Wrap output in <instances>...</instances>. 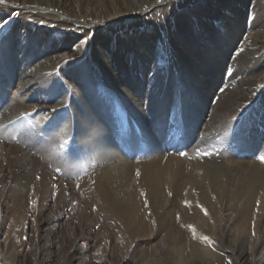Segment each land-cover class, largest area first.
<instances>
[{
  "label": "rangeland",
  "instance_id": "obj_1",
  "mask_svg": "<svg viewBox=\"0 0 264 264\" xmlns=\"http://www.w3.org/2000/svg\"><path fill=\"white\" fill-rule=\"evenodd\" d=\"M157 1L48 0L49 5L44 6L27 0L0 3V116L22 97L34 108L21 114L5 130L6 139H0V144L11 145L10 137L15 138L17 145H21L20 139H26L32 146L24 145L25 150L35 155L33 144L46 143L52 135L56 136L58 131L54 128L58 124L70 129L68 137L60 142L58 163H46L56 178L57 191L48 201L40 205L36 200L24 198L27 209L22 217L12 197L19 190V182L15 184L11 178L4 184L0 181V264H143L147 259L148 263L171 264L170 250L178 251L172 258L176 264H240L238 242L245 236L252 241L247 246L249 251L257 253L251 261L259 263L264 259V224L257 222L261 214L257 207L252 210L253 219L245 222L244 228L248 230L238 228L240 210L225 216L223 222L227 218L232 223L224 236L218 231L222 218L191 232L178 214L175 223L183 231L169 235L171 240L167 241L168 235L153 225L148 211L145 218L151 229L145 235L130 236L114 220L105 221L106 215L92 206L82 191L94 172L89 169L99 167L92 154L94 144L86 137L89 133L84 137L78 134L84 119L77 124L75 121V108L86 109L84 99L91 100L92 110L97 112L104 107L101 104L108 105L103 110L111 113L108 118L116 126L110 132L112 137L129 133L118 144V152L126 160L176 156L191 164L217 165L224 169L219 174L221 184L225 183L224 172L233 165V160L258 159L264 164L263 38L258 37L262 49L256 61L247 66V76L232 64L238 58L242 39L244 42L250 31L256 33L264 26V0L154 3ZM260 1L261 6L255 10ZM34 35L44 40L35 41ZM32 46L35 51H31ZM4 56L9 57L8 63L3 61ZM104 57L108 59V72L101 64L106 63ZM45 60L47 64H42ZM247 70L263 72L255 87L256 96L242 102L239 111H243L234 123L207 130L206 125L224 105L229 92L240 88L242 81L251 76ZM114 75L118 87L111 81ZM26 79L34 81L22 88L19 83ZM122 89L141 98L148 91L152 103L161 95L156 110L164 106L167 111L163 129H158L164 138L159 146L153 145L152 136L142 134L140 124L122 97ZM50 94L52 100L46 98ZM58 95L63 96L64 102L55 107ZM145 117L148 121L152 119L153 134L157 130L154 118ZM251 121L257 122L261 137L239 142ZM86 127L90 131L97 129L93 124ZM170 127L175 128L170 130L174 133H166ZM133 132L138 136L133 137ZM36 178L39 181L41 177ZM60 185L65 189V197L59 201ZM33 188L27 187L25 195L32 193ZM224 201L228 203L226 197L221 202L200 201L199 207L209 216L221 214ZM169 207L174 208L172 204ZM75 213L90 215L94 222L82 224L81 228L73 219ZM70 221L79 229L75 237L68 227ZM101 226L110 230L105 237L99 235ZM69 241L78 250L67 261L64 250ZM257 244L261 245L259 250ZM10 252L17 255L16 263L7 259Z\"/></svg>",
  "mask_w": 264,
  "mask_h": 264
},
{
  "label": "bare ground",
  "instance_id": "obj_2",
  "mask_svg": "<svg viewBox=\"0 0 264 264\" xmlns=\"http://www.w3.org/2000/svg\"><path fill=\"white\" fill-rule=\"evenodd\" d=\"M27 1L33 4H42L43 6L49 5L48 0ZM162 1L164 2V0ZM198 1L201 0H192L190 3H196ZM154 3L160 4L162 2L159 0ZM260 6L261 1L259 5H255L254 9L257 10ZM186 20L188 21V19ZM206 23H208V21ZM38 30L39 29L37 28L36 31ZM32 37L35 41L44 40L39 38L40 35H34ZM258 37L261 39L263 38L264 40V26H261L260 30L256 33H252L250 31L248 33L247 40L244 42L242 39L240 50L238 52V58H236L232 63L233 65L238 66V72L243 71L246 76L247 72L245 71L247 66H250L256 61L255 59L260 55V50L262 49L261 42H259ZM45 38H48L47 34ZM31 48V51H35V47L32 46ZM35 58L38 59L36 54ZM102 60H105L106 63L102 62L101 64L108 72V59L104 57ZM3 61L8 63L9 57L4 56ZM46 62L48 61L45 60L42 62V64H47ZM119 63L121 64L120 67L124 70V65L120 62V59ZM47 67L49 68V66ZM41 68L42 67L39 69L41 70ZM252 68L256 70L257 67L254 66ZM247 71L251 76H248L242 81L240 88L229 92L228 97L225 99L224 105L213 114V119L210 123L208 122L209 124L206 125L207 130H217L218 126L222 128V126L225 124L234 123L235 119L243 111H239L243 106L242 102L249 101L251 98L256 96L255 87L258 84L257 82L262 78L263 72L255 73V71L252 70ZM111 76L112 74L110 75V79ZM33 81L34 80L32 79H26L21 81L19 85L22 88H25L33 83ZM111 81L114 83V85L116 83L115 86H117V84L119 85L116 75H114V78H112ZM122 90V97L136 117L137 122L140 124V127L143 130L142 134L152 136L153 145L159 146V143L163 142L164 138L161 137L162 134H159L158 129L160 131L163 129L162 121L167 111V108L164 106L161 107V110H156L157 102L162 100L161 95L159 94L158 99L152 103L148 99V96L150 95L151 97L152 94H149L148 91H146V94L144 93L145 97L141 98L133 92H124L125 90ZM136 91L140 90L136 89ZM52 96L53 95L50 94L46 98L48 100H52ZM56 98L58 105L55 107L63 105V96L58 95ZM23 100L24 98L22 97L15 105L6 108L1 114L0 139H6L4 137L5 130L9 129L8 127H10L21 114L28 113L34 109L31 107L32 105H30V103ZM84 101L87 105L85 111H81L78 109V107L75 108L76 124L77 122L80 123L82 118L84 119V125L79 127L80 132H77L80 136H85L89 133L86 135V137L90 139V143L94 144L93 146L95 150L92 154L94 159H96V162L99 163V167H92L89 169V172L94 171L93 175L95 176L89 175L90 180L85 182L87 187L82 191H85L84 193L89 197L91 205L97 207L100 212L106 215L105 221L109 219L114 220L117 226L129 232L130 236H141L145 235L151 229V226L149 227V223H147L145 218V216H147L145 213L148 211L150 213L151 219H154L153 225L155 227L158 226L161 232L168 235L166 238L167 241L171 240L169 235L183 231V228L175 223L176 215L178 214H181L183 223L187 225L186 230H190L191 232L196 231L195 228L200 226L206 227L213 219H219L220 221V218H222V222L218 227V231L223 236L230 230L232 223L229 219L227 220V218L226 221L223 222L224 217L231 216L235 210H240L239 214H237L239 229H243L245 227V222L249 223V221L253 219L254 215L252 214V210L254 211L255 207H257L261 212L257 222H259L260 225L264 224L263 162L258 161V159H254L255 161L233 160V165L229 168H226L224 172L225 176L223 173V176L225 177L224 180L226 181L224 184H221L219 181V178H221L219 174L222 175L221 171L224 169L217 165L216 167H211L208 165H199L196 162L191 164L176 156H161L155 158L137 157L132 161L126 160L124 156L119 154L118 144L119 141L124 140V136L128 135L129 133H126V135L123 133L122 135H118V137L114 135L112 137L110 132L113 128V130H115L116 126L110 122V119L112 120V118H108L111 117V113L108 114L109 112H105L103 110L107 108L108 105L104 103L101 104L104 107L102 109L100 108L97 112L92 110L93 104L91 100L84 99ZM159 104L161 105L162 102ZM152 105L154 106V109L151 108ZM148 115L151 116V118H154L155 122L153 126L157 128L156 131L154 130V133L152 132L153 134H151V130L153 129L151 123L152 119L148 121V119L145 117ZM104 116H107V118H103ZM92 124L97 129L93 128V131L86 130V126ZM58 125L54 128L58 131L56 136L52 135L50 140H47L48 142L46 143L43 141L37 146L35 143L33 144L35 155H31L25 150L24 145L32 146L31 142L26 139L22 140L19 138L21 145H17L14 140L15 138L10 137L11 145L6 146L0 144V181H2L4 184L5 180L11 178L14 183L19 182V190L16 191L15 195L12 197L14 201H17L16 210L22 217L25 215V211L27 209L24 198L28 197V199L31 201L36 200L37 203H40L41 205L42 203L48 201L52 195L57 193V191L54 189L56 178L53 176L52 172L49 171L46 163H58V160H60L58 157V151L62 146L60 142L61 140L66 139L68 137L67 134L70 132V129H67L65 126ZM259 128L257 127L256 121H251L246 127V130H243V134L241 135L242 137H239V142L246 143L252 138H260L261 132L259 131ZM170 130H175V128L170 127L166 133L175 132H171ZM132 134L134 135L133 137L138 136V134L134 132ZM229 136L232 137V135ZM225 137L227 138V136ZM131 138L132 137H130V139ZM190 138H192V135ZM132 146L135 151V145ZM198 148L200 147L198 146ZM155 152H158V150ZM5 163L6 166H4ZM37 176L41 177L39 181H37ZM31 185L34 186L32 193L25 195V189ZM57 196L59 201L65 197V189L63 187L60 188ZM223 197H226L228 203H233V205L228 206V203H225L224 201V205L222 207L223 213H214L211 216H206L203 214L202 208L199 207L200 201L211 202L213 199H215L221 202ZM171 204L174 207L173 209H169V205ZM143 208L146 209L142 213ZM188 210L192 211V215ZM73 219L79 222L80 226L82 224L88 226L94 222L93 217L90 215L83 216V214L77 215L75 213ZM68 227L70 231H72V235L75 237L76 230L79 229L75 228L73 221H70ZM244 230H248V228H244ZM109 232L110 230L108 227L101 226L99 235L105 237V234H109ZM70 242L71 241L67 242L64 250V257L67 261H69L78 250L77 246H75V243L72 241L73 244H70ZM251 242L252 241L249 236H245L238 242V244L241 246L239 250H237V258L240 264L263 263V258L259 260V263H253L251 261L257 255L256 252L249 251L247 248L248 244ZM259 246L261 248V245L257 244L256 250H259ZM170 252L171 254L169 257L172 261L171 264H176L172 258L176 256L178 251L175 250L176 254L171 250ZM7 259L11 260L13 263H16L17 255L10 252ZM146 261H143V264H155L151 262L148 263V259Z\"/></svg>",
  "mask_w": 264,
  "mask_h": 264
},
{
  "label": "snow or ice",
  "instance_id": "obj_3",
  "mask_svg": "<svg viewBox=\"0 0 264 264\" xmlns=\"http://www.w3.org/2000/svg\"><path fill=\"white\" fill-rule=\"evenodd\" d=\"M3 2V0H0V3H2ZM205 214L207 215V212L205 211ZM205 239H207V237H205Z\"/></svg>",
  "mask_w": 264,
  "mask_h": 264
}]
</instances>
